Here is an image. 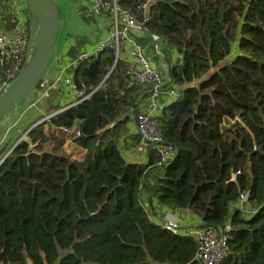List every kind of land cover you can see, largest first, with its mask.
Instances as JSON below:
<instances>
[{
  "label": "trees",
  "instance_id": "1",
  "mask_svg": "<svg viewBox=\"0 0 264 264\" xmlns=\"http://www.w3.org/2000/svg\"><path fill=\"white\" fill-rule=\"evenodd\" d=\"M115 1L142 17L143 0ZM148 15L141 36L176 55L163 85L177 96L157 116L171 158L160 165L151 148L143 163L125 159L149 88L110 49L91 56L72 71L89 96L29 128L0 164V264H200L197 242L166 230L143 191L204 228L227 223L219 264H264V0H155ZM57 97L39 102L43 115L62 108ZM68 140L80 156L65 152ZM241 192L248 213L235 205Z\"/></svg>",
  "mask_w": 264,
  "mask_h": 264
},
{
  "label": "built area",
  "instance_id": "2",
  "mask_svg": "<svg viewBox=\"0 0 264 264\" xmlns=\"http://www.w3.org/2000/svg\"><path fill=\"white\" fill-rule=\"evenodd\" d=\"M154 1L143 0L138 4L137 10L142 11L143 14L139 18L133 11L122 8L115 0H93L91 3L92 13L99 14L103 11L110 13L111 32L107 37L99 41L93 50L79 51L76 57L65 68L68 69L71 66L75 68L91 56L105 49L112 51L115 56V62L124 54L125 73L129 81L134 85H142L149 88L144 109L134 119L135 134L139 137V145L144 156L147 157L149 149H155L159 155L158 164L162 165L169 161L172 154L171 147L166 144L160 135L157 122V116L160 111V100L164 94L161 90L163 76L153 67L148 57L144 54L142 47L134 38V34H142L147 31L146 22L149 19L148 7ZM13 7L15 11L18 9L16 5ZM3 24L0 22V96L9 88L10 84L26 65L28 44L31 37L27 24L18 12L10 28H5ZM153 37L155 41L153 49L156 50L158 37ZM71 75L62 73L51 85H47V81L43 80L42 76L33 88L34 95L42 98L48 89H56L62 83L70 93L75 94L77 99L69 105H65L59 110L46 115L43 120L49 119L51 116L89 96V94H84L77 88ZM36 87L42 92L36 91ZM176 96L177 93L175 91L167 93L168 100H172ZM63 130L67 132L71 139L79 135V131L76 129ZM247 201L248 192H241L235 205L245 212ZM197 218L195 217V219ZM163 226L170 232H181L183 235L197 242V259L200 264H219L227 254L228 248L225 232L230 229L227 223L219 232L211 228L202 227L201 221L198 218L197 221L186 224L181 230V218L175 217L172 214H166L163 218Z\"/></svg>",
  "mask_w": 264,
  "mask_h": 264
},
{
  "label": "crops",
  "instance_id": "3",
  "mask_svg": "<svg viewBox=\"0 0 264 264\" xmlns=\"http://www.w3.org/2000/svg\"><path fill=\"white\" fill-rule=\"evenodd\" d=\"M92 1L93 0H81V3H79V5L77 6V13L85 23L83 26L81 25V29H82L81 31H77V30L74 32L69 31L67 35H65L64 40L62 41V44L60 46V49L53 56L51 66L50 68H48L45 74L48 75V77L57 76L58 78L59 75H61L62 73L71 75L74 67L71 66V68L68 69H66L65 67L71 63V61L76 57V54L81 50H87V51L93 50L99 41H101L110 34L112 29L110 13L108 11H103L99 14L92 13L91 12ZM13 3L9 2V0H0V22L4 23L3 25L5 28H10L12 26V21L16 17L17 12L21 14V18L24 20L26 24L29 22L24 13L26 11L24 0H18V2L15 0ZM14 5L18 7L16 11L13 7ZM86 12L89 14L88 16H86ZM92 25H95V27L92 28ZM134 38L141 47L147 46L146 52L148 53L150 42L147 41L145 38H143L141 34H136V35L134 34ZM153 44L154 43H152V46L150 45L151 48H153ZM161 48L163 49L162 50L159 49L158 51H155L156 52L155 54H146V56L150 60L153 67L156 68L161 73L163 78H166L168 76V66L171 63L169 59L170 57L174 59L176 55L172 52L171 49H169L165 45H163V47ZM124 57L125 55L122 54L121 58ZM58 88H60V91L58 93V97L56 101L59 107H63L64 105H67L75 101L76 99L75 94L70 93L62 83L58 85L56 89ZM161 90L163 91L164 94L162 95L160 100V108L164 104H167L170 101V100L168 101L167 93L169 91H173V88L164 86L162 84ZM36 98L41 99L38 97ZM145 101H146V97L142 99V101L140 102L139 111H142L144 109ZM131 135H136L133 121L130 122L127 126V133L125 135L124 140H122L121 153L128 161L143 163L146 161L147 157L144 156L142 149L139 145V142L138 144H132ZM155 170L151 171L150 174L154 173ZM141 199L144 206L149 211H150V206L152 207L154 212H156V214L159 216L160 220H163L166 214H172L175 217L181 218V230L184 228L186 224L191 223L192 221H197L198 219V218L195 219V217L192 215L190 210L187 208L178 209L174 207L159 205L156 199L151 198V195H149L148 192L146 191H143V193L141 194ZM234 207L235 205L233 206V208ZM248 210H249L248 207L245 206L244 213H248Z\"/></svg>",
  "mask_w": 264,
  "mask_h": 264
},
{
  "label": "rangeland",
  "instance_id": "4",
  "mask_svg": "<svg viewBox=\"0 0 264 264\" xmlns=\"http://www.w3.org/2000/svg\"><path fill=\"white\" fill-rule=\"evenodd\" d=\"M15 0H9V2L13 3ZM18 2V0H16ZM54 2L58 7V18L57 23L59 25V29L57 32L56 42L53 49V56L58 52L60 49V46L62 44V41L64 40L65 35L70 32L74 31H81V25H84V21L81 19V17L77 13V6L79 3H81V0H51ZM14 4V3H13ZM24 4L26 6V11L24 12L28 21L33 20V16L30 13L28 6L26 5V0H24ZM89 14L86 12V16ZM34 29L30 37V41L28 44V50H27V59H26V67L33 61L34 58V43H36V38L39 33V21L38 19L34 18L33 21ZM95 27V25H92V28ZM146 47H142V50L144 54H155V49L151 48L149 45L148 53L146 52ZM49 61L46 70L43 74L42 79L47 81V85H51L55 82L56 77H48V75H45L48 68H50L52 63V58ZM36 91H41L38 87L35 88ZM52 90L59 93L60 88L58 89H48L45 96H43L40 100L34 96V90L30 92L29 98L25 100L20 105H17L7 111L3 116L0 117V159L4 157L8 152H10L13 144H15L19 139L26 138V131L32 127L33 123L36 119H38L40 116H45L43 107L39 106V102L43 100V98H47L48 93H50ZM173 91H175L173 89ZM42 92V91H41ZM176 92V91H175ZM37 99V100H36ZM38 101V102H36ZM42 118H39L38 121L42 120ZM134 122V121H133ZM28 128V129H27ZM64 150L66 153H71L75 157H78L81 155L82 151L80 148L77 147V145L74 144L73 141L68 140L64 146ZM164 168L162 166H159L156 168L154 173H151L147 177V182L153 183V177H159L163 174Z\"/></svg>",
  "mask_w": 264,
  "mask_h": 264
},
{
  "label": "water",
  "instance_id": "5",
  "mask_svg": "<svg viewBox=\"0 0 264 264\" xmlns=\"http://www.w3.org/2000/svg\"><path fill=\"white\" fill-rule=\"evenodd\" d=\"M26 5L33 16V20L29 21L31 34L34 29V18L39 21V33L36 38V43L33 45L34 58L27 67L24 66L22 68L15 80L10 84L9 88L0 96V117L29 98L30 92L43 76L48 63L53 56V49L59 29L57 23L59 14L57 5L51 0H26ZM112 57L115 59L114 54H112ZM43 121L44 120L42 119L35 122L32 127ZM28 131L29 129L26 131V134ZM5 157L6 155L1 158L0 164Z\"/></svg>",
  "mask_w": 264,
  "mask_h": 264
}]
</instances>
